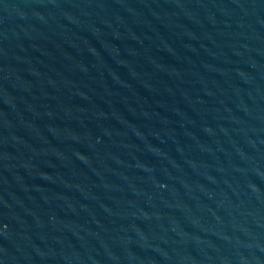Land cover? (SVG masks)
I'll return each mask as SVG.
<instances>
[{
	"label": "water",
	"instance_id": "water-1",
	"mask_svg": "<svg viewBox=\"0 0 264 264\" xmlns=\"http://www.w3.org/2000/svg\"><path fill=\"white\" fill-rule=\"evenodd\" d=\"M0 264H264V0H0Z\"/></svg>",
	"mask_w": 264,
	"mask_h": 264
}]
</instances>
